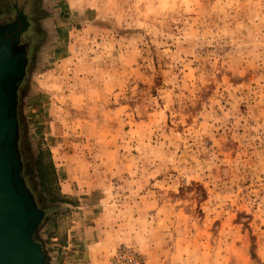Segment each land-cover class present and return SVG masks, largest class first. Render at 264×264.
<instances>
[{
	"label": "rangeland",
	"instance_id": "374dc122",
	"mask_svg": "<svg viewBox=\"0 0 264 264\" xmlns=\"http://www.w3.org/2000/svg\"><path fill=\"white\" fill-rule=\"evenodd\" d=\"M30 9L23 147L53 262L264 264V0ZM85 228L106 251L89 262Z\"/></svg>",
	"mask_w": 264,
	"mask_h": 264
},
{
	"label": "water",
	"instance_id": "95a60500",
	"mask_svg": "<svg viewBox=\"0 0 264 264\" xmlns=\"http://www.w3.org/2000/svg\"><path fill=\"white\" fill-rule=\"evenodd\" d=\"M0 14V264H53L38 238L51 212L26 161L22 88L35 41L30 0H8Z\"/></svg>",
	"mask_w": 264,
	"mask_h": 264
},
{
	"label": "crops",
	"instance_id": "0c3cea01",
	"mask_svg": "<svg viewBox=\"0 0 264 264\" xmlns=\"http://www.w3.org/2000/svg\"><path fill=\"white\" fill-rule=\"evenodd\" d=\"M97 228L93 229V228H85V232H83V241H80V245L81 246V250H85V259H87V261L89 262L91 260L92 256H96L98 254H102L104 249L101 247V241L100 239L96 240L94 239V237H96V234H98V232L96 231ZM80 238V239H81ZM106 251H104L105 253ZM80 255V254H77ZM57 259V258H55ZM79 259V258H77ZM57 261V260H56ZM56 264V263H53ZM89 264V263H88Z\"/></svg>",
	"mask_w": 264,
	"mask_h": 264
},
{
	"label": "built area",
	"instance_id": "2783aa9c",
	"mask_svg": "<svg viewBox=\"0 0 264 264\" xmlns=\"http://www.w3.org/2000/svg\"><path fill=\"white\" fill-rule=\"evenodd\" d=\"M109 264H144L142 258L131 248L119 249Z\"/></svg>",
	"mask_w": 264,
	"mask_h": 264
},
{
	"label": "trees",
	"instance_id": "16d2710c",
	"mask_svg": "<svg viewBox=\"0 0 264 264\" xmlns=\"http://www.w3.org/2000/svg\"><path fill=\"white\" fill-rule=\"evenodd\" d=\"M38 159H39V157H38ZM37 169H38V172H39L41 184H43L44 187L46 185H47V187H49L51 182L52 183L54 182V172L52 170V167L49 166V167L44 168L42 166V163H41L40 159H39V161L37 162Z\"/></svg>",
	"mask_w": 264,
	"mask_h": 264
},
{
	"label": "flooded vegetation",
	"instance_id": "af4514ba",
	"mask_svg": "<svg viewBox=\"0 0 264 264\" xmlns=\"http://www.w3.org/2000/svg\"><path fill=\"white\" fill-rule=\"evenodd\" d=\"M0 8H1L0 14H6L7 15L10 11V7L8 6V4H3L2 0H0Z\"/></svg>",
	"mask_w": 264,
	"mask_h": 264
}]
</instances>
